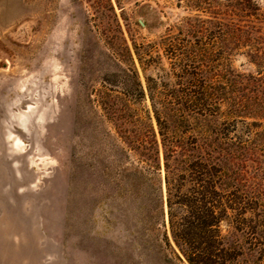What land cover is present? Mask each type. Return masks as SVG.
Masks as SVG:
<instances>
[{"label":"rangeland","instance_id":"rangeland-1","mask_svg":"<svg viewBox=\"0 0 264 264\" xmlns=\"http://www.w3.org/2000/svg\"><path fill=\"white\" fill-rule=\"evenodd\" d=\"M227 5L0 0V264H190L171 234L164 170L157 206L147 188L137 192L131 170L122 171L135 157L122 151L121 136L140 113L159 139L147 79L172 72L163 40H189L199 60L208 41L213 55L199 20L218 12L227 19ZM247 52L231 53L238 73L255 68ZM138 53L154 62L141 63ZM124 68L138 71L144 99L125 97L134 84ZM222 228L244 250L229 264H264V241L259 248L227 223Z\"/></svg>","mask_w":264,"mask_h":264},{"label":"trees","instance_id":"trees-1","mask_svg":"<svg viewBox=\"0 0 264 264\" xmlns=\"http://www.w3.org/2000/svg\"><path fill=\"white\" fill-rule=\"evenodd\" d=\"M228 2L229 13L222 12L227 19L218 12L213 20H199L201 33L217 47L213 55L206 51L208 41L201 43L199 60L189 40L171 35L163 40L172 72L147 79L159 139L140 113L133 130L121 136L122 151L135 157L132 168L122 171L131 170L137 192L147 188L157 206L164 203V170L171 234L190 264H229L244 255L241 246L229 244L223 223L254 246L264 241V4ZM197 24L189 20L186 29ZM243 48L255 67L249 73L232 69L231 53ZM119 56L123 62L126 55ZM151 62L152 57L143 64ZM123 72L134 84L126 99H144L138 71Z\"/></svg>","mask_w":264,"mask_h":264},{"label":"water","instance_id":"water-1","mask_svg":"<svg viewBox=\"0 0 264 264\" xmlns=\"http://www.w3.org/2000/svg\"><path fill=\"white\" fill-rule=\"evenodd\" d=\"M143 24V23H142ZM144 25V24H143Z\"/></svg>","mask_w":264,"mask_h":264}]
</instances>
